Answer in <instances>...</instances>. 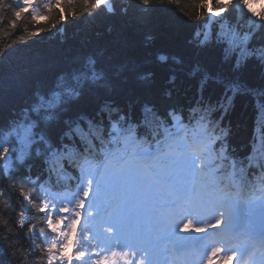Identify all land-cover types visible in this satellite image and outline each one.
<instances>
[{
	"label": "snow or ice",
	"instance_id": "1",
	"mask_svg": "<svg viewBox=\"0 0 264 264\" xmlns=\"http://www.w3.org/2000/svg\"><path fill=\"white\" fill-rule=\"evenodd\" d=\"M167 3L178 6L180 0ZM139 5L142 12L153 11V0ZM258 6L260 13L254 11ZM129 7L118 0H47L37 10L38 0H0L10 29L26 14L31 17L36 30L21 41L49 25L66 24L70 14L112 19L127 15ZM194 8L189 18L199 22L192 25L200 29L199 47L222 50L234 60V72L250 60L264 67V0H196ZM42 18L44 25L37 23ZM224 86L215 105L205 100V76L195 105H145L141 119L134 108L104 104L93 115L67 121L61 114L87 92L111 87L108 68L85 56L50 85L36 88L14 115L0 121V239H47L50 233L51 242L40 252L46 264H158L161 245L199 254L201 264H228L236 256L230 245H239L243 261L248 245L257 242L262 255L252 264H264V200L259 228L241 215L256 207L242 197L255 189L257 175L264 188V161L235 157L227 148L222 120L231 100L227 93L234 89ZM65 177L75 181V192L64 188ZM25 212L30 220L10 218ZM209 236L223 243H209ZM32 256L30 246L24 260Z\"/></svg>",
	"mask_w": 264,
	"mask_h": 264
},
{
	"label": "trees",
	"instance_id": "2",
	"mask_svg": "<svg viewBox=\"0 0 264 264\" xmlns=\"http://www.w3.org/2000/svg\"><path fill=\"white\" fill-rule=\"evenodd\" d=\"M44 2L47 0H38L37 10ZM118 2L130 5L127 15L106 19L102 15L86 18L79 13L78 18H73L70 14L66 24L55 28L49 25L39 35L23 41L20 36L36 30L31 17L26 14L16 29H10V14L0 11V121L14 115L36 88L50 85L85 56H94L108 68L111 87L87 92L78 105L69 106L61 114L63 121L86 118L104 104L134 108L141 119L145 117V105L161 110L167 105H195L200 81L206 76L208 88L204 97L214 105L222 101L226 83L234 89L227 93L231 100L222 120L231 154L264 161V67L250 60L246 68L234 72V60L222 50L199 47L196 32L200 29L192 26L199 22L189 18L196 0H180L178 6L167 0H153L152 12L140 11L143 5H139V0ZM258 7L254 11L260 13L262 9ZM37 23L44 25L45 21L42 18ZM255 43L259 45L261 38ZM169 90L171 96L167 95ZM148 118L151 119L150 114ZM31 217L28 212L23 217L19 213L10 215L13 221ZM34 223L39 233L41 220ZM3 234L0 229V237ZM51 240L50 233L47 239H0V264H46L40 252ZM30 246L33 256L25 261Z\"/></svg>",
	"mask_w": 264,
	"mask_h": 264
},
{
	"label": "rangeland",
	"instance_id": "3",
	"mask_svg": "<svg viewBox=\"0 0 264 264\" xmlns=\"http://www.w3.org/2000/svg\"><path fill=\"white\" fill-rule=\"evenodd\" d=\"M156 255H158V256L160 257V255H161V254H160V252H159V251H157V252H156ZM158 264H160V262H159V261H158Z\"/></svg>",
	"mask_w": 264,
	"mask_h": 264
}]
</instances>
